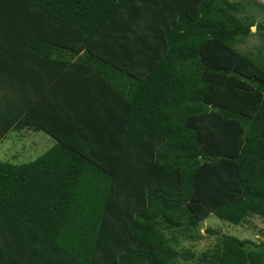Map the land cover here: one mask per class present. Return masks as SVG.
Instances as JSON below:
<instances>
[{
    "label": "trees",
    "instance_id": "trees-1",
    "mask_svg": "<svg viewBox=\"0 0 264 264\" xmlns=\"http://www.w3.org/2000/svg\"><path fill=\"white\" fill-rule=\"evenodd\" d=\"M240 9L0 0V142L36 96L20 71L41 77L68 54L82 73L65 110L78 123L65 135L36 118L55 146L0 160V264H178L195 258L180 237L198 239L211 215L264 220V24ZM253 26L258 55L237 47ZM198 264H264V240L221 235Z\"/></svg>",
    "mask_w": 264,
    "mask_h": 264
},
{
    "label": "rangeland",
    "instance_id": "rangeland-1",
    "mask_svg": "<svg viewBox=\"0 0 264 264\" xmlns=\"http://www.w3.org/2000/svg\"><path fill=\"white\" fill-rule=\"evenodd\" d=\"M239 1L241 3V9L238 15L247 21H253L254 23L264 24V0H231ZM253 34L242 40L237 47L245 53L258 55V48L263 43L260 39V35L256 33V26L251 28ZM38 136V133H31L27 135L18 134V130L8 133L6 138L0 144V160L3 162H9L13 164L29 163L36 160L38 157L47 152V148L43 145H35V141L32 140V136ZM45 135L46 134H42ZM48 137V136H46ZM52 141V140H51ZM23 147H29L26 153H23ZM199 236L196 238H184L180 237V242L177 248L184 251L188 250L195 254V258L192 260L180 259L178 264H198L202 253L213 250L219 244V237L221 235H232L240 239H250L257 243L264 240V220L257 216L249 219V221L243 225H236L224 220L219 219L215 215H211L205 221L199 225Z\"/></svg>",
    "mask_w": 264,
    "mask_h": 264
},
{
    "label": "crops",
    "instance_id": "crops-1",
    "mask_svg": "<svg viewBox=\"0 0 264 264\" xmlns=\"http://www.w3.org/2000/svg\"><path fill=\"white\" fill-rule=\"evenodd\" d=\"M67 57H69V55L64 54V56H62L60 59L54 60L58 63L53 61L52 65L50 66L51 68L44 66L43 69L46 71L41 77H38L34 73L31 75L30 70V76H25V70H22L18 73V81L27 80L30 82L31 92H36V96L33 97L32 95L33 98L29 105L28 103L30 101L28 100H18V123H25L22 124V127H18V134L27 135L31 133H38V136H32V140L36 143L33 146L40 144L50 150L56 144V140L52 136L48 135L44 131H37L29 125V123H32L36 118L46 123L49 127H53L56 130H61L65 135L67 133H64V127L67 124L78 123V120L75 118H70L69 115L65 113V110L71 108L74 105V102L72 101H74V94L76 93L78 87L76 84L79 83L80 79L82 78V73L81 71L76 70L74 68L75 66L71 64L66 65L64 63ZM76 59L77 57L72 59L73 64ZM38 61L39 60L36 59L34 62H32V64L37 65ZM34 69H38V66L34 67ZM44 81L45 83L50 84V86H44L47 88H43L42 91L38 90L40 85L43 86L42 84ZM36 86L37 88H34ZM27 110L30 111V115L26 113ZM42 134H46L48 137ZM28 149L30 148L23 147V153H26Z\"/></svg>",
    "mask_w": 264,
    "mask_h": 264
}]
</instances>
